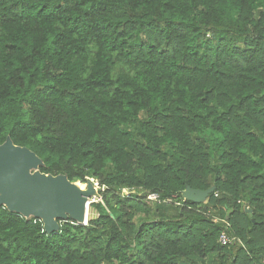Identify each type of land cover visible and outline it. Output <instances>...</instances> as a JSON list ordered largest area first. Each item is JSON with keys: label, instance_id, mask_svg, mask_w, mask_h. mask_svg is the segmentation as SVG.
Wrapping results in <instances>:
<instances>
[{"label": "trees", "instance_id": "1", "mask_svg": "<svg viewBox=\"0 0 264 264\" xmlns=\"http://www.w3.org/2000/svg\"><path fill=\"white\" fill-rule=\"evenodd\" d=\"M9 144L102 200L0 204V264H264V0H0Z\"/></svg>", "mask_w": 264, "mask_h": 264}, {"label": "water", "instance_id": "2", "mask_svg": "<svg viewBox=\"0 0 264 264\" xmlns=\"http://www.w3.org/2000/svg\"><path fill=\"white\" fill-rule=\"evenodd\" d=\"M39 167V159L30 151L13 144L0 147V204L21 213L25 217L32 215L42 219L48 232L57 229L55 218L83 219L84 209H88L87 201L93 193L91 188L84 192L73 191L62 186L64 177H52L37 171L28 173L29 168ZM6 183V184H5ZM7 185V186H4ZM70 184H73L70 182ZM215 192V187L208 190H197L188 187L184 193L187 200L194 203H203ZM85 204V205H84ZM87 205V206H86ZM252 212V210H250Z\"/></svg>", "mask_w": 264, "mask_h": 264}, {"label": "rangeland", "instance_id": "3", "mask_svg": "<svg viewBox=\"0 0 264 264\" xmlns=\"http://www.w3.org/2000/svg\"><path fill=\"white\" fill-rule=\"evenodd\" d=\"M27 171H28L29 174L34 175V174L37 173L38 169L36 167H33V168H29ZM5 184H4V186H7ZM90 184H92L91 186L93 188V193H92V195H91V197L89 199L91 200V202H93L95 200L96 201H101V198H102L101 194H100V191H102L101 187L99 186V184L93 183L92 181H91ZM91 186H89V184H85V185L84 184H80V183L70 184L69 182H66V186L65 187H68V188L72 189L73 191L81 192V191L89 190V188H91ZM0 196L3 197V194L1 192H0ZM88 203H89V200L87 201V205H88ZM3 205L7 207V205L5 203H3ZM83 213H84V215H83V219L81 221L78 218L75 219L80 224H85L86 222H89V218L91 216V214H90L91 213L90 206H89V209H88V219L87 220H85V218L87 216V207H85ZM31 216L32 215H30L29 217H31ZM68 217H69V215H68ZM60 218H62V217H60ZM60 218H55V220H54L55 225L54 226L57 227L59 225L58 219H60Z\"/></svg>", "mask_w": 264, "mask_h": 264}, {"label": "built area", "instance_id": "4", "mask_svg": "<svg viewBox=\"0 0 264 264\" xmlns=\"http://www.w3.org/2000/svg\"><path fill=\"white\" fill-rule=\"evenodd\" d=\"M91 181L93 182V183H96V184H99L97 181H95L94 179H91ZM100 186V185H99ZM102 189V188H101ZM124 193L126 194V195H130V194H136V191H130V190H128V189H125L124 190ZM185 193V192H184ZM102 197V196H101ZM147 199H148V201H159V196L157 195V194H155V193H152V194H149L148 196H147ZM101 200H102V198H101ZM89 202H90V205L92 204V203H94V202H100V201H93V202H91V200L89 199ZM88 224V222H86L85 224H83V225H87ZM220 241L224 244V245H226V244H229V243H233L234 242V240L233 239H230L229 238V236L227 235V233L226 232H223L222 233V235H221V237H220Z\"/></svg>", "mask_w": 264, "mask_h": 264}, {"label": "bare ground", "instance_id": "5", "mask_svg": "<svg viewBox=\"0 0 264 264\" xmlns=\"http://www.w3.org/2000/svg\"><path fill=\"white\" fill-rule=\"evenodd\" d=\"M66 182H67L66 179H63V181H62V183H61L63 187L66 186ZM66 188H68V187H66ZM69 189H70V188H69ZM81 192H84V191H81Z\"/></svg>", "mask_w": 264, "mask_h": 264}]
</instances>
